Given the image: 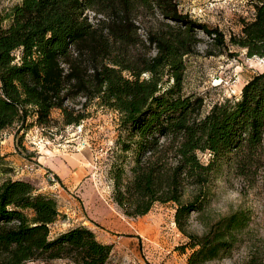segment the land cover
Returning a JSON list of instances; mask_svg holds the SVG:
<instances>
[{"label":"trees","instance_id":"trees-1","mask_svg":"<svg viewBox=\"0 0 264 264\" xmlns=\"http://www.w3.org/2000/svg\"><path fill=\"white\" fill-rule=\"evenodd\" d=\"M252 2L255 17L229 39L182 11L180 0H19L0 15V264H124L87 225L53 232L58 200L12 177L1 153L6 130L18 125L20 147L34 125H52L54 109L64 124H80L86 115L67 105L77 98L119 113L108 173L124 215L174 203L187 264L235 252L249 209L204 222L202 233L190 227L192 215L210 207L214 179L228 172L264 177V71L206 113L205 97L186 94L184 78L186 57L203 42L200 31L218 49L210 55L234 57L239 47L248 57L264 56V0ZM247 264L263 263L252 257Z\"/></svg>","mask_w":264,"mask_h":264},{"label":"rangeland","instance_id":"rangeland-1","mask_svg":"<svg viewBox=\"0 0 264 264\" xmlns=\"http://www.w3.org/2000/svg\"><path fill=\"white\" fill-rule=\"evenodd\" d=\"M18 1L0 0V15ZM180 9L210 27H218L227 39L231 34L241 33L243 20L255 17L252 0H180ZM151 25L143 23L144 27ZM141 32L145 30L142 28ZM199 34L203 42L196 53L186 57L184 92L203 95V112L206 113L214 102L239 95L253 75L264 71V56L248 57L246 49L239 47H232V51L238 52L234 57L210 55L207 50L215 52L218 49L212 46V39L205 33L200 31ZM84 102V98L67 102L68 106L86 115L80 124H64L62 111L54 109L52 125H34L25 134L20 147L15 142L18 125L6 130L1 152L9 157L7 162L14 168L13 173L33 182L40 192L56 197L61 216L52 225L53 232L87 221L84 225L92 228L99 240H111L117 261L187 264L190 250L180 248L187 238L176 226L174 203H157L148 214L140 217H127L114 203L113 181L108 171L110 152L119 132V113L97 101L86 106L82 105ZM28 161L36 162L35 166L22 173L21 168ZM47 164L61 171L65 183L59 185L57 177L55 181L47 180V172H54ZM212 185L215 192L212 203L204 215H192L191 231L202 233L204 222H214L240 208L249 209L252 219L235 252L207 264H247L252 257L264 264V177L243 178L228 172L214 179ZM61 187L64 190L58 192ZM61 193L69 197L64 199ZM71 199L75 205H70ZM66 206L78 209L85 217L76 220L79 212H66ZM52 264L69 263L56 260Z\"/></svg>","mask_w":264,"mask_h":264},{"label":"crops","instance_id":"crops-1","mask_svg":"<svg viewBox=\"0 0 264 264\" xmlns=\"http://www.w3.org/2000/svg\"><path fill=\"white\" fill-rule=\"evenodd\" d=\"M2 154H3V152H1ZM4 155V154H3ZM6 159L8 160L9 159V157H7L6 156ZM50 163H51V161H50ZM11 165V164H10ZM12 166V165H11ZM47 166L49 167V169L51 170H53L55 173H56V175H57V178L59 179L58 181H59V185H61V184H63V183H65L64 181V177H63V175H62V173H61V171H59L57 168H53L52 166H51V164H47ZM68 174H70V172H68ZM12 177H14V178H17V177H19V176H17L16 174H14V173H12ZM23 178V177H22ZM73 178V177H72ZM54 187H59V186H57L56 184H54ZM50 188H51V184H50ZM61 190H64V188H60V189H58V192H61ZM60 196L62 197V198H68L69 196H66L65 194L63 195V193H61L60 194ZM71 203H70V205H73V203H74V205H75V202H73V200L71 199V201H70ZM71 210V213H76L77 211H78V209H76V210H74V209H71V208H69L68 206H66V212H69ZM79 212V211H78ZM85 216L83 215L82 216V213L81 212H79V215H78V217H77V219L76 220H79V219H82V218H84ZM82 224H88L87 223V221H84ZM114 241V240H113ZM104 242L105 243H111V240H104Z\"/></svg>","mask_w":264,"mask_h":264},{"label":"built area","instance_id":"built-area-1","mask_svg":"<svg viewBox=\"0 0 264 264\" xmlns=\"http://www.w3.org/2000/svg\"><path fill=\"white\" fill-rule=\"evenodd\" d=\"M3 135L5 136V134H3ZM35 163L36 162H30V161L25 162L24 165H23V167L21 168L22 169V173H24L25 170L33 169L34 166H35L34 165ZM47 180L49 182L56 180V175L54 174V172H51V171H48L47 172ZM28 264H34V262H29Z\"/></svg>","mask_w":264,"mask_h":264}]
</instances>
